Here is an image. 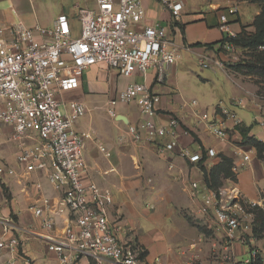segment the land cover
I'll return each mask as SVG.
<instances>
[{
    "label": "crops",
    "instance_id": "0c3cea01",
    "mask_svg": "<svg viewBox=\"0 0 264 264\" xmlns=\"http://www.w3.org/2000/svg\"><path fill=\"white\" fill-rule=\"evenodd\" d=\"M172 1L183 5L178 15L161 0H142L146 13L141 26L159 24L166 27L168 37L179 48V60L167 68L162 81L158 79L155 67L145 74L137 72L128 78L116 68L99 62L85 70L79 87L64 91L60 98L64 103L76 99L86 106V114L76 123L78 131L89 135L85 147L88 171L83 180L112 192L110 218L121 227L123 241L139 244L150 264H188L193 243L205 264H238V256L251 249L258 250L256 247L261 246V241L253 237L245 245L235 240L232 244L234 259L222 262L221 254L227 244L225 232L212 214L197 212L202 205L203 191L201 188V192L193 196L190 184L197 181L207 185L205 171L210 173L222 161V154L232 159L233 167L250 153V160L233 173V177L221 178V186L232 185L247 198H257L264 191V163L256 149L251 145H241L236 137L231 136L238 125H244L250 128V136L264 142V131L259 125L264 119V80L230 67L216 66L205 71L199 62V54L207 55L212 62L221 57L218 45L225 33L220 29V17L229 8L237 10L228 15L236 35L243 31L254 32L253 23L261 13V3L258 0ZM35 2L0 0V22L51 27L50 20H42L35 12ZM95 6L96 0H75L70 10L62 8L57 17L65 14L73 22L81 9ZM241 52H245L244 48ZM197 68L201 69L200 73ZM222 72L244 92L231 98L232 104L236 100L243 101L239 106L234 105L243 112L232 108L237 121H227L229 136L226 141L213 137L195 113L199 110L208 118L222 117L217 104L211 110L208 107L213 96L209 83L218 84ZM246 78L253 80L252 88ZM132 82L146 83L161 97L156 121L167 124L171 118L178 119L180 144L193 150H204L203 161L191 162L178 154L161 152L158 145L168 141L169 137L159 138L156 143L135 141L128 126L145 118L135 103L121 104L117 107V116H109L108 101ZM196 92L202 94L201 101L192 95ZM193 101H197L196 106H193ZM120 116L123 120H118ZM10 131L7 129L0 150V190L5 187L9 191L8 195L0 192V230L3 220L8 218H12L20 228L38 226L40 220L29 206L41 203L43 198H50L57 210L63 208L56 216L58 229H62L67 224L69 212L61 202V192L54 189L44 172L24 176L23 168L16 160L19 148L10 140ZM209 148L215 150V156L208 155ZM9 168L16 171L14 176L8 174ZM35 182H41L42 187H37ZM21 234L25 238L23 249L32 264H61L44 242L24 230ZM12 255L6 252L0 261ZM80 264L92 263L83 258Z\"/></svg>",
    "mask_w": 264,
    "mask_h": 264
},
{
    "label": "built area",
    "instance_id": "2783aa9c",
    "mask_svg": "<svg viewBox=\"0 0 264 264\" xmlns=\"http://www.w3.org/2000/svg\"><path fill=\"white\" fill-rule=\"evenodd\" d=\"M161 1L177 15L183 8L180 2ZM235 12V7L229 8L220 17V29L225 33L218 45L221 57L212 62L207 55L199 54L201 66L225 68L239 61L243 48L229 41L236 33L228 15ZM145 13L142 0H96L94 8L79 11V33L65 14L58 16L51 27L0 22V150L10 129V140L19 148L16 160L24 176L44 172L54 189L61 192V202L69 212L67 224L58 229L56 216L63 208L57 210L50 198H43L41 203L29 206L40 220L38 226L20 228L12 218L4 219L0 257L6 252L13 255L0 264H32L22 246L25 238L21 230L44 242L61 264H80L83 258L92 264H150L144 249L123 241L121 227L111 220L112 192L83 180L88 171L85 147L89 135L78 131L76 123L87 112L85 104L76 99L64 103L60 98L64 91L79 87L85 70L99 62L128 78L155 67L158 79L163 80L167 68L179 60V48L168 37L166 27L141 26ZM259 49L264 50V45ZM160 102L161 97L146 83L132 82L108 101L107 112L114 118L119 105L137 104L145 118L128 126L135 141L156 143L159 138L169 137L158 145L161 152L178 154L191 162L203 161L204 150L180 144L178 119L171 118L167 124L156 121ZM240 104L241 99L233 105ZM196 105L197 101H193ZM218 108L222 116L218 119L208 118L199 110L195 113L210 134L226 141L227 121H237V114L221 104ZM260 125L264 131V119ZM207 153L216 155L213 148ZM249 160L250 153L245 154L243 161L232 167L233 173ZM15 173L13 168L8 169L9 175ZM35 185L42 187L41 182ZM190 186L193 196L201 188L203 191L197 212L212 214L225 232L227 244L221 254L222 262L233 260V242L248 245L254 237L256 212H264V191L257 198H247L232 185L213 189L193 181ZM249 252L247 264L254 260L258 250ZM188 264H205L194 243Z\"/></svg>",
    "mask_w": 264,
    "mask_h": 264
},
{
    "label": "trees",
    "instance_id": "16d2710c",
    "mask_svg": "<svg viewBox=\"0 0 264 264\" xmlns=\"http://www.w3.org/2000/svg\"><path fill=\"white\" fill-rule=\"evenodd\" d=\"M261 3V13L254 20L255 31L248 33L243 31L235 37L229 39L234 44L244 48L245 51L250 52V58L246 61L236 62L230 64L228 67L243 74L254 75L264 80V50H260L259 46L264 45V0H258ZM223 41V40H222ZM256 52V53H252ZM259 80L258 82H260ZM249 127L238 125L232 132V138L236 137V141L241 145H251L257 151L258 157L264 163V142L254 136L249 135ZM222 156V161L212 168L210 173L205 171V182L208 187L217 189L222 184V177H233L232 159ZM264 232V212H256V220L253 227V236L258 237ZM249 264H264L263 257L258 253L254 260Z\"/></svg>",
    "mask_w": 264,
    "mask_h": 264
},
{
    "label": "rangeland",
    "instance_id": "374dc122",
    "mask_svg": "<svg viewBox=\"0 0 264 264\" xmlns=\"http://www.w3.org/2000/svg\"><path fill=\"white\" fill-rule=\"evenodd\" d=\"M75 0H36V2L34 3V9L35 12L37 13V15L44 21L50 20V25L53 24L54 20L56 19L58 13L60 12V10L62 8H68V10L71 9L73 3ZM71 21V20H70ZM71 25L74 29V31H76V33H79L80 31V21L77 18L73 19V22L71 21ZM252 53H256V52H252ZM250 58V52H243V54L240 57V60L246 61ZM200 68V67H199ZM197 68V71L200 73L201 69ZM205 71L209 70V69H204ZM222 78L220 77V82L217 83H209V90L212 92L213 96L212 99H209L208 102V107H210V110L212 108L213 105L217 104V106L219 104L224 105L226 107L229 108H233L238 112H243L242 109H238L237 107H234V105L232 104V96L234 95H243L244 92L237 88L234 83L227 77V75L225 73H221ZM246 80L248 81L249 86H251V88L253 87V80L252 79H248L246 78ZM251 81V82H250ZM232 82V83H231ZM236 88H233V87ZM255 90L258 91V87L255 86ZM264 92V91H263ZM193 96L197 97V99H199L200 101L202 100V94L199 92L193 93ZM260 125V124H259ZM214 137V136H213ZM216 138V137H215ZM0 192L2 193V195H8L9 191L3 187L2 190H0ZM255 237V236H254ZM257 239H259L261 241V246H258L256 248H258V253L263 257V261H264V232H262L258 237H256ZM250 256V252L248 250L247 253H243L241 255L238 256V260L239 263L238 264H247L246 260L249 258Z\"/></svg>",
    "mask_w": 264,
    "mask_h": 264
},
{
    "label": "water",
    "instance_id": "95a60500",
    "mask_svg": "<svg viewBox=\"0 0 264 264\" xmlns=\"http://www.w3.org/2000/svg\"><path fill=\"white\" fill-rule=\"evenodd\" d=\"M118 120H123V117H121V116H120V117H118Z\"/></svg>",
    "mask_w": 264,
    "mask_h": 264
}]
</instances>
